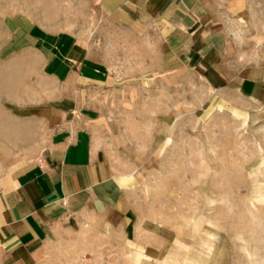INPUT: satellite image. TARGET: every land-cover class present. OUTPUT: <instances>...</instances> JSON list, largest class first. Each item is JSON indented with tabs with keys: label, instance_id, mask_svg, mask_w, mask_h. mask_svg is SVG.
I'll return each instance as SVG.
<instances>
[{
	"label": "rangeland",
	"instance_id": "obj_1",
	"mask_svg": "<svg viewBox=\"0 0 264 264\" xmlns=\"http://www.w3.org/2000/svg\"><path fill=\"white\" fill-rule=\"evenodd\" d=\"M88 2L0 0V179L36 153L40 104H90L77 62L126 53ZM173 81L127 104L140 117L105 98L104 115L112 105L120 113L104 146L130 172L123 214H75L34 264H264V101L216 93L198 76Z\"/></svg>",
	"mask_w": 264,
	"mask_h": 264
},
{
	"label": "crops",
	"instance_id": "obj_2",
	"mask_svg": "<svg viewBox=\"0 0 264 264\" xmlns=\"http://www.w3.org/2000/svg\"><path fill=\"white\" fill-rule=\"evenodd\" d=\"M87 2L112 27V47L126 53L121 61L115 54L106 64L91 61L89 69L77 62L78 95L84 102L90 84V104H40L45 131L36 153L0 179V264H34L75 214L122 213L130 172H119L104 146L120 113L112 105L105 116V98L126 103L123 116L140 117L144 112L131 113L129 102L146 101L148 88L164 77L175 84L176 76L193 75L216 93L264 101V0ZM105 65L124 70L122 76L105 75ZM154 96L163 101L162 93Z\"/></svg>",
	"mask_w": 264,
	"mask_h": 264
}]
</instances>
